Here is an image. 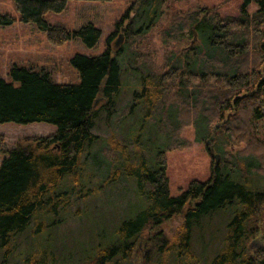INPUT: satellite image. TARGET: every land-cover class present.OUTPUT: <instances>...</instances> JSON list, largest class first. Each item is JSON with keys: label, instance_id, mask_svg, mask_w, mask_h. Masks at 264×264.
<instances>
[{"label": "trees", "instance_id": "obj_1", "mask_svg": "<svg viewBox=\"0 0 264 264\" xmlns=\"http://www.w3.org/2000/svg\"><path fill=\"white\" fill-rule=\"evenodd\" d=\"M252 1L258 8L249 12L246 6ZM68 2L14 0L19 20L36 24L51 42L80 39L96 46L102 32L92 22L70 30L45 19L48 12L65 10ZM157 18L146 25H155ZM16 21L11 13H0V25ZM128 28L132 30L131 25ZM194 32L201 35L200 45L189 44L181 54L172 53L161 69L149 55L141 54L140 86L117 127L141 109L145 124L165 142L156 147L154 163L143 153L130 152L128 143L113 133L101 151L110 161L104 183L115 187L127 176L146 206L122 222L112 240L97 243L77 264H199L192 247L194 226L204 216L229 208L235 210L224 245L209 264H264V246H249L253 236L264 238V138L258 126L264 120V0H246L235 16L209 8L177 11L162 38L184 44ZM111 38L101 54H76L71 59L80 79L77 83L56 82L45 69L19 65L10 68L9 80L0 77V124L56 126L54 133L8 150L0 164V248L9 253L15 252L8 249L11 241L33 221L37 223L39 214L47 211L62 217L72 196L77 202L82 198L74 183L101 139L93 130L102 113L107 121L114 114L121 90L123 67L120 52L109 44ZM190 126L196 128L199 141L214 136L212 144L221 145L214 146L221 158L212 165L207 181L193 180L173 196L167 153L192 146L182 137ZM134 144L139 146V141ZM233 147L238 148L235 153ZM253 175L259 179L255 188L243 182ZM177 218L181 224L169 232L165 224ZM23 261L46 264L34 255Z\"/></svg>", "mask_w": 264, "mask_h": 264}, {"label": "rangeland", "instance_id": "obj_2", "mask_svg": "<svg viewBox=\"0 0 264 264\" xmlns=\"http://www.w3.org/2000/svg\"><path fill=\"white\" fill-rule=\"evenodd\" d=\"M245 1L168 0L161 3L162 0H69L62 12H48L45 15L49 23L60 24L70 30L78 29L88 22L95 24L102 34L98 44L89 47L80 39H72L63 44L51 42L47 32L39 29L36 24L19 20L20 14L14 0H0V13H11L17 18L14 24L0 25V77L9 80L10 68L19 65L36 70L45 69L56 82L77 83L80 79L71 59L76 54H101L108 46L109 36H112L109 42L112 50L120 52L119 60L123 67L115 112L109 117V121L105 120L106 113H102L97 119L93 131L101 139L91 149L87 164L78 172L74 183L76 192L82 196L81 200L77 202L75 196H72V203L62 217L56 218L47 211L39 214L37 223L33 221L31 226L11 241L8 249L15 250L13 254L4 247L0 248V264L4 259L6 264H22L28 255H34L38 260L43 258L46 264H77L85 256V252L91 249L93 251L99 242L112 240L115 230L122 222L137 216L145 208L144 197L140 195L134 180L127 176L121 177V182L115 187L104 183L110 172V161L101 151L106 139L113 133L121 142L128 143L130 152L143 153L150 163H154L156 147L165 142L164 138H157L148 123L145 124V112L141 109H136L131 117L125 118L120 123L121 128L117 127L121 117L126 114L135 90L140 86L139 74L144 71L141 54L149 55L155 67L161 69L169 55L181 54L187 46L200 45L202 41L199 33L189 43L163 41L162 31L170 24L175 12L209 8L222 16H235L242 12ZM257 8L255 1L246 6L249 12ZM153 17H158V21L155 25L147 26ZM130 25L132 30L128 28ZM258 126L260 136L264 138V120H260ZM55 130L54 124L46 122L0 124V164L8 150L54 133ZM200 131L204 133L205 128L202 126ZM182 137L191 141L192 146L167 153V173L173 196L181 194L193 180L207 181L214 164L213 154L208 150V138L199 141L194 126L185 128ZM135 139L139 141V146L134 144ZM214 146L221 148L218 143H214ZM237 149L233 147L234 153ZM236 179L242 180L239 177ZM258 181L257 176L253 175L243 182L255 188ZM67 182L72 185L69 179ZM234 210L218 209L204 216L200 224L194 226L192 247L197 260H200L199 264H209L222 249ZM180 224L181 221L177 218L166 223L165 227L170 232ZM249 246L252 249L263 247L264 238L259 234L253 236Z\"/></svg>", "mask_w": 264, "mask_h": 264}, {"label": "water", "instance_id": "obj_3", "mask_svg": "<svg viewBox=\"0 0 264 264\" xmlns=\"http://www.w3.org/2000/svg\"><path fill=\"white\" fill-rule=\"evenodd\" d=\"M194 37H196V32H194ZM120 42V39L117 40V44ZM194 42V40L192 41ZM214 139V136H211L209 140H207V144H208V150L211 154H213L214 157V164L217 165L220 161V154L215 152V148L212 145V141Z\"/></svg>", "mask_w": 264, "mask_h": 264}]
</instances>
